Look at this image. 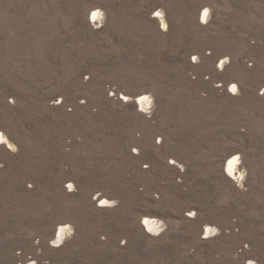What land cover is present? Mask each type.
I'll return each instance as SVG.
<instances>
[{"label":"rangeland","instance_id":"obj_1","mask_svg":"<svg viewBox=\"0 0 264 264\" xmlns=\"http://www.w3.org/2000/svg\"><path fill=\"white\" fill-rule=\"evenodd\" d=\"M263 87L264 0H0V264H264Z\"/></svg>","mask_w":264,"mask_h":264},{"label":"bare ground","instance_id":"obj_2","mask_svg":"<svg viewBox=\"0 0 264 264\" xmlns=\"http://www.w3.org/2000/svg\"><path fill=\"white\" fill-rule=\"evenodd\" d=\"M205 11L202 14V16H203L202 19L203 18L206 19L208 17V10H207V15H205ZM162 12L163 11H161V13ZM88 13L92 17V19H93L92 14L98 13L97 17L95 19H93L92 22H95L99 26L102 25V22H103L102 19H104V14H105L104 11H102L100 8H98L96 6H93L92 8H90L88 10ZM205 21H207V20H205ZM162 23L163 24H161V25L164 27L167 25L166 21H164L163 19H162ZM233 85H235V84H233ZM233 85H231L230 88H232ZM236 88L238 90L237 85H236ZM144 97H146V99H142ZM124 98L126 100L125 102H131L133 100L129 96H124ZM135 101H136V104L138 105V107L140 108L141 111H143L145 113H152V111L154 109L155 101H154V98L150 94H148V93L140 94L138 96V98L135 99ZM1 144H6L7 146L11 145L12 148H16L14 143L4 133H1V135H0V145ZM240 158L241 157L239 155H235V156L231 157L227 161L225 169H226L228 176L232 180H234L237 184L244 185L245 172L240 167V164H241ZM99 202H102V204H105V206H109L112 204L109 199L107 200L104 198H100ZM105 202H107V203H105ZM146 220L148 221L147 224L145 223ZM143 222H144L143 226L145 227V230L148 233L153 234V236L159 235L165 226V223L162 220L155 218V217H150V216H145L143 218ZM206 228H207V230L205 231V235H206L205 238L212 237L210 235L214 236V234L217 231L216 228H214L213 226H208ZM72 229H73L72 225H70L67 222H63V223L61 222L60 224H58V226L55 230L56 232L54 234V243L57 244V247L63 245L64 243H66V241H69ZM252 263L253 262H251V264Z\"/></svg>","mask_w":264,"mask_h":264},{"label":"built area","instance_id":"obj_3","mask_svg":"<svg viewBox=\"0 0 264 264\" xmlns=\"http://www.w3.org/2000/svg\"><path fill=\"white\" fill-rule=\"evenodd\" d=\"M92 23V25H93V27L95 28V29H98V26H96V24H95V22H91ZM203 24H207L206 22H202ZM103 25V24H102ZM101 25V26H102ZM101 26H100V28H101ZM194 57H196L197 59L195 60V61H193V59H192V61L194 62V63H197L198 61H199V58H198V56H194ZM223 61V65L221 66V62ZM228 63H229V58H222V59H220L219 61H218V63H217V69L219 70V71H223L226 67H227V65H228ZM249 64V66H253V64L251 63V62H249L248 63ZM233 85V84H232ZM216 86L217 87H222L221 86V84H216ZM232 88H228V90L230 91ZM238 91L237 92H233L232 90H231V94L232 95H234V96H237L238 95ZM260 93V95L261 96H263L264 97V87L261 89V91L259 92ZM204 237H206V235H204ZM33 258L32 257H29V258H24V262H26L27 264H34V261L32 260Z\"/></svg>","mask_w":264,"mask_h":264},{"label":"snow or ice","instance_id":"obj_4","mask_svg":"<svg viewBox=\"0 0 264 264\" xmlns=\"http://www.w3.org/2000/svg\"><path fill=\"white\" fill-rule=\"evenodd\" d=\"M92 15H93V19H95L97 17L98 13H93ZM155 15L160 16L161 13L157 12V13H155ZM205 15H206V12H205ZM192 59H193V61H195L197 58L193 57ZM222 65H223V61L221 62V66ZM231 90L235 93L236 90H237L236 85H233ZM142 99H146V97H144ZM9 147H11V145H9ZM173 163H175V161H173ZM145 167H147V165H145ZM69 187H71V186H69ZM105 203H107V202H105ZM189 215H195V214L194 213H189ZM145 223L147 224L148 221L146 220Z\"/></svg>","mask_w":264,"mask_h":264},{"label":"clouds","instance_id":"obj_5","mask_svg":"<svg viewBox=\"0 0 264 264\" xmlns=\"http://www.w3.org/2000/svg\"><path fill=\"white\" fill-rule=\"evenodd\" d=\"M205 12H206V15H207V10ZM249 264H251V262H249Z\"/></svg>","mask_w":264,"mask_h":264}]
</instances>
